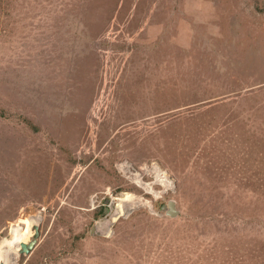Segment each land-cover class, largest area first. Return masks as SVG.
<instances>
[{
	"label": "rangeland",
	"instance_id": "obj_1",
	"mask_svg": "<svg viewBox=\"0 0 264 264\" xmlns=\"http://www.w3.org/2000/svg\"><path fill=\"white\" fill-rule=\"evenodd\" d=\"M34 225L15 264H264V0H0V249Z\"/></svg>",
	"mask_w": 264,
	"mask_h": 264
},
{
	"label": "bare ground",
	"instance_id": "obj_2",
	"mask_svg": "<svg viewBox=\"0 0 264 264\" xmlns=\"http://www.w3.org/2000/svg\"><path fill=\"white\" fill-rule=\"evenodd\" d=\"M160 180L165 182L167 180V177L164 173H161V171L158 172ZM115 209V214H113V222L118 219V217L125 214V209L123 208L122 204H119L118 206L113 207ZM37 225H34L33 227L29 228L27 231L20 234H13L8 237V246H3L0 249V264H15L18 260V257L20 256L22 245L23 244H29L31 241V238L35 235V228ZM110 230V228H109ZM111 233V231L109 232Z\"/></svg>",
	"mask_w": 264,
	"mask_h": 264
},
{
	"label": "water",
	"instance_id": "obj_3",
	"mask_svg": "<svg viewBox=\"0 0 264 264\" xmlns=\"http://www.w3.org/2000/svg\"><path fill=\"white\" fill-rule=\"evenodd\" d=\"M109 203V201H108ZM111 204L113 202H110ZM109 203V204H110ZM162 210L166 212V214L170 217H176L180 213V211L177 209V202L175 200H171L168 202V204H165L162 207ZM113 214H115V209L111 213L110 208L106 210V216L103 221L98 222L92 231V234L94 235H101V236H107L110 234L109 232L112 230V227L114 226L115 222H113ZM110 228V230H109ZM35 235L31 238V241L29 244H23L22 245V255H30L31 252L35 249V247L38 244V240L40 237V226H36L35 228ZM3 264V263H1Z\"/></svg>",
	"mask_w": 264,
	"mask_h": 264
},
{
	"label": "built area",
	"instance_id": "obj_4",
	"mask_svg": "<svg viewBox=\"0 0 264 264\" xmlns=\"http://www.w3.org/2000/svg\"><path fill=\"white\" fill-rule=\"evenodd\" d=\"M110 206H111V203H110ZM110 206H109L110 210H113V208H112V207H110Z\"/></svg>",
	"mask_w": 264,
	"mask_h": 264
},
{
	"label": "clouds",
	"instance_id": "obj_5",
	"mask_svg": "<svg viewBox=\"0 0 264 264\" xmlns=\"http://www.w3.org/2000/svg\"><path fill=\"white\" fill-rule=\"evenodd\" d=\"M114 210V209H113ZM111 211V210H110Z\"/></svg>",
	"mask_w": 264,
	"mask_h": 264
}]
</instances>
